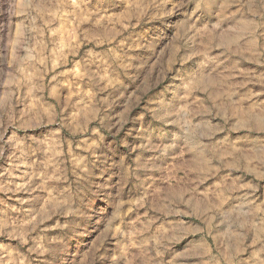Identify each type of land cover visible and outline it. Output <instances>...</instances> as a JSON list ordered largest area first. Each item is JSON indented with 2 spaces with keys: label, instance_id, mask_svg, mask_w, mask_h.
Listing matches in <instances>:
<instances>
[{
  "label": "clouds",
  "instance_id": "clouds-1",
  "mask_svg": "<svg viewBox=\"0 0 264 264\" xmlns=\"http://www.w3.org/2000/svg\"><path fill=\"white\" fill-rule=\"evenodd\" d=\"M244 60L264 0H3L0 264H264Z\"/></svg>",
  "mask_w": 264,
  "mask_h": 264
},
{
  "label": "rangeland",
  "instance_id": "rangeland-1",
  "mask_svg": "<svg viewBox=\"0 0 264 264\" xmlns=\"http://www.w3.org/2000/svg\"><path fill=\"white\" fill-rule=\"evenodd\" d=\"M2 3H3V0H0V4H2ZM121 26L127 28L126 24H123ZM76 38L77 37L75 35L72 36L73 41H75ZM57 39H58V41H61V42L63 41V37L62 36H58ZM104 46L105 45H101V47H104ZM161 53H163V55H164L163 64L166 67L167 66V59L172 56V49L168 48L167 51H165V46L162 45L160 50L157 53V56H159ZM151 63L152 64L156 63V57H153V60L151 61ZM239 68H240V71H242V72L254 73L253 78L259 77L262 73H264V66L257 65L255 63L249 61V60L242 61L240 66H239ZM65 70H67V69H65ZM161 71H162V69H157L153 73V76L159 75ZM145 75H148V74L145 73ZM152 78H153L152 76H149V79H148V83L149 84L152 83ZM240 80H241V78H239V77L236 78V82L237 83H239ZM260 88H261L260 84H254V83L246 84V89H250L252 91H259ZM153 91H154V89H153ZM119 110L122 111V108L119 109ZM0 196H3V194L0 193ZM124 198L127 199V200H135L137 197H136L135 194H132V195L125 196ZM5 199H7V198L5 197ZM98 235H99V232L95 233L90 239H86L84 241V247H83V249L81 251V259L82 260L84 259V253H86L88 251V249L92 247L93 241L96 239V237ZM0 240H6V238H0ZM181 250H184V249L181 248ZM85 264H86V262H85Z\"/></svg>",
  "mask_w": 264,
  "mask_h": 264
}]
</instances>
